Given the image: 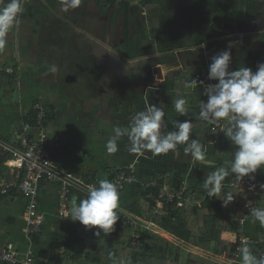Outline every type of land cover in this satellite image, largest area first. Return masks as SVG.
<instances>
[{
    "label": "trees",
    "instance_id": "1",
    "mask_svg": "<svg viewBox=\"0 0 264 264\" xmlns=\"http://www.w3.org/2000/svg\"><path fill=\"white\" fill-rule=\"evenodd\" d=\"M95 3L98 7L118 6L123 14L124 35L122 42L114 49L120 56L127 60L149 55H169L171 62H176L175 53L185 50H200L202 45L221 37L232 35L226 40L227 47L232 44V50H237L232 56V70L242 67L252 68L256 71L257 65L264 62V27H258L246 34H239L236 23L242 26H251L257 18L264 17V0H79ZM36 5L32 0L24 2L20 19L31 24L37 22L38 17L43 16V10L53 7ZM48 10V11H49ZM154 10V11H153ZM142 11L148 14L146 25L141 20L135 23L133 33L129 32L130 16ZM49 16H53L52 13ZM57 19V17H56ZM58 23L62 21L58 18ZM78 27L77 24H75ZM205 27V32L202 33ZM147 27V32H146ZM226 28V29H225ZM230 28L229 31H227ZM65 35L70 34L65 30ZM258 37V52L252 49V37ZM150 42L153 43L149 47ZM147 47L151 50L147 51ZM160 64V59L158 60ZM207 68L194 64H184L183 68L173 75L165 77L154 93L157 102L164 106L166 132L174 131V122L190 120L192 123L191 138H196L207 149L203 161H187L185 168L177 172L171 171L155 174L153 179L159 187L168 184L175 185L185 179L188 172L191 192L196 200L186 203L183 208L172 210V205L160 203L154 206L147 198L148 193L158 192V189L141 188L135 185L134 196L136 199L128 205L121 207L130 213L146 218L153 213V207L157 208V214L151 216V220L161 230L172 235L184 245H190L203 250L209 249L213 244V253L230 257L236 252L239 245L237 229L240 220L245 216L251 217V212L243 211L247 200L246 195L236 188L229 187L231 182H240L252 176L249 174L243 179H238L235 174H229L223 181L221 193L218 196L208 197L203 188V182L207 176L217 168L230 167V161L234 157L236 146L224 135L212 131L213 123L198 119L200 103L207 100L201 87H186L196 77L207 75ZM15 76V75H14ZM13 77V76H11ZM152 95V92H148ZM187 100L188 112L180 115L175 111L173 101L178 98ZM45 125L53 119L48 112ZM37 111L33 108L24 118V122L34 125ZM227 127L229 122L224 120ZM186 145H178L175 152L153 155L157 161L179 157L180 161L190 158L191 154L184 153ZM184 177V178H183ZM264 181V176H260ZM152 180V179H151ZM87 182L96 180L87 178ZM149 181V180H148ZM50 184L43 180L40 185ZM54 189L55 186L53 185ZM231 195L233 200L225 206L222 202ZM21 196L17 188L11 189L8 194L0 192V200L5 197ZM255 207L264 208V198L259 193L254 198ZM120 204V201H119ZM120 207V206H119ZM119 219L114 225V231L109 234L96 236L97 228H87L79 224L72 229L68 245L62 252L49 256L45 262L37 261L35 264H216L206 258L192 253H185L180 246L175 245L157 235L143 229H135L129 225L118 212ZM245 217V218H246ZM44 227V226H43ZM42 227V232H43ZM257 243L252 251L258 259L264 257V226L257 228ZM40 233L32 238L37 244L42 237ZM134 235H138L140 246L132 247L130 242Z\"/></svg>",
    "mask_w": 264,
    "mask_h": 264
},
{
    "label": "crops",
    "instance_id": "2",
    "mask_svg": "<svg viewBox=\"0 0 264 264\" xmlns=\"http://www.w3.org/2000/svg\"><path fill=\"white\" fill-rule=\"evenodd\" d=\"M28 1L22 0V6L24 2ZM32 1L39 6L45 5L50 1L53 7L51 10L53 17L59 18L62 23H58L56 19L55 25L57 28H60L59 31L57 28L49 27L42 17H38L37 22L31 24L26 20H21L19 15V20L21 21L20 27L17 28V26H14L10 30L7 38L8 43L5 49L0 51V67L11 66L19 68L15 76L0 78V184L5 181H14L15 179L16 173L9 170L4 164L7 158V153L4 148L16 144L14 139L15 134L21 129L24 118L35 107L48 109L52 113L53 119L47 125L49 135L54 136L59 141L60 138H67L68 145L66 148H64V143L60 141L61 148L57 153V161L61 166L67 168L76 176L85 180L87 178H92L96 181L104 180L109 178L113 171L125 166L131 167L142 182L153 179L155 174L164 173L168 175L171 171L181 174L180 170L185 168L186 162L177 159L179 158L177 155L173 159L157 161L154 156L149 157L150 151L144 154L130 152L128 149L130 147V141L127 136H121L117 139L118 150L115 153H110V156L105 157L104 150L98 151L95 148L94 151V147L98 141L107 146V142L114 135V129L116 127H128L131 117L137 112L145 110L147 105L155 104L164 110V106L157 102L154 95L161 82L158 85H152V80H155L153 75L149 76L147 74L144 77V80H148L147 82L151 84L145 92L133 86L131 83V79L137 77L135 74L139 72L138 70L132 71L134 68L129 67V65L137 63L143 57H152V55L147 54V56H142L134 60H127L114 50V47L118 46L123 40V14L121 12L119 13L122 25L119 34L111 27L113 25L117 26V24L113 23L110 17L108 22L105 23L106 25L104 24L107 28L103 29L104 32L100 33V35L98 34L99 37H97V34L92 35L88 32L89 28H96L95 19H91V23L89 24L88 22L87 24L88 26L80 27L76 22L78 21L77 19L66 16L64 8L67 5V0ZM7 2L9 0H0V7H3ZM86 3L89 2L79 1L76 7L78 8L80 6L81 8V5H86ZM115 7L117 9L111 10V8ZM68 8L73 11L75 7ZM103 8L110 9L115 14L118 12V6ZM144 12L146 11H142L139 14H143ZM72 14L74 13L72 12ZM131 16L136 15L131 14ZM145 16V20H147V12ZM129 22V32L133 33L135 30V22H131V20ZM62 24L66 28L59 27ZM250 25L247 31H252L255 29L253 27H256L255 23ZM240 26H242L240 23H236L237 30ZM205 27L202 33L205 32ZM65 30L71 33L65 35ZM238 33L240 34L239 31ZM230 37L232 35L223 36L204 45L206 48L216 41H219L220 45L218 49L213 50V52H207L202 47L200 50H185L182 53H175L176 62H171L169 55L163 56L160 54V64L157 62L153 66H161L164 79L168 75L177 73L178 70L183 68L184 64H187L188 60L190 61L188 64H196L195 66L197 67L203 66L208 70L211 57L227 48L226 40ZM148 42L149 45L152 44L150 40ZM16 44L18 46L17 49H15ZM97 45L105 48L102 63L97 60L95 50ZM81 48L83 49L82 51ZM231 52H237V50H232ZM78 55L81 57V61L83 60V62L87 63L83 65V68L78 63L80 62L77 58ZM113 57L116 59L115 61H113ZM74 66H77L78 72H82L85 76L84 82L88 84L86 88L92 91L91 94L89 93V99L95 98L92 97L95 92L94 90H100V88L108 92L113 88L119 87L118 89L123 92L120 96L105 98V101L109 100L107 104L103 102L104 108H109L105 111L106 114L102 118L104 127L108 131L102 138L99 134L100 129H102L101 124L94 123L90 129L88 127L90 123L87 121L90 118L94 121L99 120L97 117H93V115L96 116V101L98 99H85L80 101L79 105L72 98V83H70L71 80L67 75L69 70L74 69ZM230 66V70H232V62ZM81 69L82 71H80ZM139 69L143 71L144 68ZM146 70V73H148L147 68ZM119 90L116 91L115 95L120 93ZM124 92L126 98L121 97ZM148 92H152V95H148ZM78 105L79 107H77ZM78 118L81 122L75 124L74 120ZM52 128L55 129L56 135L51 133ZM164 131L166 132V128ZM70 146L79 148L81 156L84 157L83 160L79 156L74 157L71 154L74 151ZM124 147H127L128 151ZM59 153L60 156L62 155V159L60 156L58 158ZM116 154H119L121 158L117 157ZM253 175L257 177L264 176V168L258 169ZM184 177L189 180L188 172H186ZM134 187H129L120 194V207L130 204L136 199V196H134ZM81 199L83 198L79 195L73 194L70 202L72 204V201L76 200L78 203ZM54 202L58 207V197L53 185H40L37 214L43 219L44 227L41 239L37 244H34V253L38 259L37 261L40 262H45L49 256L62 252L65 246L68 245L72 229L81 224L78 221L74 222L70 218H65V215L59 216L54 210ZM24 205L25 199L22 196H8L0 200L1 243L12 242L19 247L23 245L21 229L23 227L22 213ZM260 225L258 221H254L252 216L245 218L243 234L250 240V243L247 245L251 251H253L257 243L256 230ZM213 247V244H211L209 249L203 250L187 245V253H192L214 261L221 256L213 253ZM237 262L238 264H242L241 253L238 255Z\"/></svg>",
    "mask_w": 264,
    "mask_h": 264
},
{
    "label": "clouds",
    "instance_id": "3",
    "mask_svg": "<svg viewBox=\"0 0 264 264\" xmlns=\"http://www.w3.org/2000/svg\"><path fill=\"white\" fill-rule=\"evenodd\" d=\"M79 0H67V7L74 8ZM22 12V0H9L0 7V51L8 43L10 30L19 25V15ZM232 44L213 55L208 65V81L215 83L204 85V96L207 100L200 103L198 119L209 123L228 121L230 126L223 132L236 146L230 167L217 168L210 173L203 182V188L208 197L221 193L223 181L229 174H235L243 179L249 174L264 168V62L257 65L256 71L242 67L230 70L232 60ZM196 79L186 84L191 87L197 84ZM174 108L180 115L188 112L187 100L183 97L173 101ZM174 131L165 132V112L155 104L147 105L145 110L137 112L131 117L128 127H116L113 137L107 142V152L118 150L117 139L127 136L130 141L129 151L144 154H167L175 152L178 145L184 144V153L191 154L196 161H203L207 149L196 138H191L192 123L190 120L176 121ZM264 187V185H262ZM120 192L116 184L110 180H101L99 185L91 187L85 199L78 203L72 201L70 211L65 218L78 221L87 228H97L96 236L113 232L119 216ZM233 197L229 194L222 202L227 206ZM251 216L264 226V208L254 207ZM242 264H264V257L257 258L250 247L244 244L241 249Z\"/></svg>",
    "mask_w": 264,
    "mask_h": 264
},
{
    "label": "built area",
    "instance_id": "4",
    "mask_svg": "<svg viewBox=\"0 0 264 264\" xmlns=\"http://www.w3.org/2000/svg\"><path fill=\"white\" fill-rule=\"evenodd\" d=\"M18 70V67H0V78L14 76ZM207 76L208 74L203 77H196L198 83L193 85V87H201L204 90V85L200 84L199 81H204L205 84L215 83V81H208ZM35 109L37 114L34 125L24 122L21 125V129L14 136L16 144L4 148L7 153L4 164L9 170L15 172L16 175L14 181H5L0 184V192L6 195L11 189L17 188L20 195L25 199V205L22 213L23 227L21 229L23 245L19 247L12 242H0V264L36 263L32 238L40 234L43 227V219L37 214L40 184L43 180L50 182L56 188L59 216H63L69 212L68 203L73 194H77L85 199L90 188L98 186L101 181L87 182L58 163L59 141L48 134L47 125H45V119L49 111L48 109L39 107H35ZM226 128V123L219 121L213 123L211 130L217 131L219 135H222ZM106 180H110L116 184L120 194L127 188L137 184L141 188L158 189V192H150L147 195L148 200L154 206L165 203L172 205V210H177L183 208L186 203L196 200L195 195L191 192V185L187 178L175 185L165 184L159 187L156 180L152 179L142 182L131 167H123L113 171ZM262 185H264V181L252 175L243 181L231 182L229 187L236 188L246 195L247 200L243 211L249 213L255 207L254 198L256 195L260 193L264 198V187ZM152 209L153 213L148 214L146 218L136 216L121 207H118L117 212L136 230L143 229L180 246L179 244L182 243H178L172 235L164 232L152 222L151 216L158 212L156 207ZM245 217L240 220L237 229L239 245L236 252L230 257L221 256L217 260H214V263L238 264L237 260L241 247L244 244L250 243V240L243 234ZM130 244L132 247L140 246L141 241L139 236L134 235ZM180 247L184 249L182 246ZM185 249L187 250V247Z\"/></svg>",
    "mask_w": 264,
    "mask_h": 264
},
{
    "label": "rangeland",
    "instance_id": "5",
    "mask_svg": "<svg viewBox=\"0 0 264 264\" xmlns=\"http://www.w3.org/2000/svg\"><path fill=\"white\" fill-rule=\"evenodd\" d=\"M49 6L52 7V4L49 3ZM112 9H117V8L116 7L115 8H111V10ZM48 10L49 9H47V8L43 10V16H42V18H44L45 23L49 27L57 28L56 25H55L56 24V18H54L53 16H49V14H51V11L50 10L48 11ZM111 10L110 9H105L103 7H98V6H96L95 3H86V5L83 4V5H81V8H80V6L78 8L75 6V8H74L73 11L70 10L67 7V5L64 8V12L66 13V16H68L70 18L73 17L74 19H77L78 21H76V22L80 25V27L88 26L87 25L88 22L90 24L91 23V19H95L96 28L95 29L93 27L92 28H89L90 31L88 30V32H90V34H92V35L97 34V37H99L100 33L104 32L103 29H106L107 28L106 26H104V24L108 22V19L110 17L112 18V22L115 23V24H117V26H114L113 25L111 27L114 28V30H115V32L117 34H119V31H121L122 25H121V20H120L121 16L119 15L120 11L118 10V12L115 14L114 11L112 12ZM72 12L74 14H72ZM145 13L146 12H144L143 14H138L136 16H131V19H130L131 22H135L136 23L137 20H141L143 22V24L146 25V20H145L146 19V16H145ZM255 22H256V27H253V28L257 29L260 26H261V28L264 27V17L257 18ZM20 23H21V21H20ZM20 23H19V25H17V28L20 27ZM62 25L59 26V27L66 28V26L64 24H62ZM57 29L59 30L60 28H57ZM146 29H147V27H146ZM227 29H228L227 31L230 30V28H227ZM247 30H248V26H240V28H238V31L241 34H246V33L250 32V31H247ZM61 31H63V30L61 29ZM219 45H220V42L219 41H216L211 46L206 47V48L204 47L203 50L206 49L207 52H209V51L210 52H213V50L218 49ZM148 46L150 47L151 44L148 45ZM17 47L18 46L16 44L15 49H17ZM149 47H147V51L146 52H150L151 51L149 49ZM115 48H116V46L114 47V49ZM75 49H77V48H75ZM90 49H91V47H90ZM82 50L83 49L81 48V51ZM95 50H96V53H97V60L102 63L103 60H104L103 54H104L105 48H102L99 45H97V47H96ZM234 53L235 52H232V56L234 55ZM159 57H161V55L157 53V55H154L152 57L151 56H147L145 58L143 57L137 63H132L131 65H129V67L134 68V69H132V71L138 70V72H139L138 74H135L137 77H134V79H131V83L133 84V86L138 87L140 90L142 89L144 92L146 91V89H147L148 86H151V84H149V82H147L148 80H144V77L147 74L149 76L152 75L151 74V67L154 64H157L158 60L160 59ZM77 58L80 61L78 63L80 64L81 68H83V65H85L87 63L86 62H83V60L81 61V57L79 55L77 56ZM115 60L116 59L113 57V61H115ZM188 62L190 63L189 60L187 61V64H188ZM139 68H142V69L144 68V69H143V71H141ZM146 68L148 69V73H146V71H147ZM80 71H82V69ZM142 72H144V74H142ZM67 77L70 78V80H71L70 83H72V89H71V93L72 94L71 95H72V98L74 99V102L79 103L80 101H83L85 99H89V96H90L89 93L91 94L92 91H90L88 88H86V86L88 84L84 82L85 81V76L82 74V72H78L77 66H74V69L68 71ZM97 81H98V79H97ZM152 82H153L152 85H158V83H159L158 81H156L154 79L152 80ZM118 88H113V89L109 90L108 92H105V90L102 89V88H100V90L99 89H96V90H94L95 91L94 92V95H92V97H95V98L89 99V100H94V99H98L99 100V102H98V100L96 101V104H97L96 116L93 115V117H97V119H99V120L101 119V120L100 121L99 120L94 121L92 118H90L87 121L90 123V125H88V127L90 129H91V127H93L94 123L99 124V125L101 124L102 129H100V133H99L101 135V138L104 137L107 134V132H108L107 129H106V127H104V122L102 121V118L105 116V114H106L105 111H107L109 107L104 108V105H103L104 103L103 102H106V104H107L109 102V100L108 101H105V98L108 99L110 97L120 96L121 93H123V92H121ZM117 90H119L120 93L118 95H115ZM121 97L126 98L125 92H124V94H122ZM91 102L93 103V101H91ZM79 105H80V103H79ZM79 105L77 107H79ZM76 110H75V112H76ZM72 114H74V113H72ZM74 122H75V124L76 123H80L81 120L78 118V119H75ZM47 131H48V129H47ZM51 133H53L54 135H56L55 134V129L52 128L51 129ZM66 140H67V138L66 139L60 138V141L62 143H64V148H66L67 145H68V143H67L68 141H66ZM60 141H59V144H60V148H61ZM70 148H72V150L74 151L73 153H71V154L74 155V157L79 156L83 160L84 157L81 156V152H80L79 148H75V147H71V146H70ZM95 148H97L98 151L99 150H104V156L105 157L108 156V155L110 156V153L107 152L106 146L103 145L102 143H100L99 141L96 143V145L94 147V151H95ZM124 149H126V151H128L129 148L127 149V147H124ZM82 151H84V150L82 149ZM100 154H102V153H100ZM59 156H60V153L58 154V158H59ZM116 156L121 158V156L119 154H116ZM100 157H101V155H100ZM60 158L62 159V155L60 156ZM192 159H193L192 157H190V158L187 157L185 159V162L187 163V161H189V160L191 161ZM186 163H185V165H186ZM109 170H111V169H109ZM144 181H146V180H144ZM55 202H56V197H55ZM55 202H54V210H55L56 213H58V207L56 206V203ZM37 207H39V204H38ZM68 208L70 210V208H71V202L68 203ZM178 243H179V241H178ZM179 245L182 246L184 249H185V247H187L184 244H179ZM185 253H187V250L185 251Z\"/></svg>",
    "mask_w": 264,
    "mask_h": 264
},
{
    "label": "water",
    "instance_id": "6",
    "mask_svg": "<svg viewBox=\"0 0 264 264\" xmlns=\"http://www.w3.org/2000/svg\"><path fill=\"white\" fill-rule=\"evenodd\" d=\"M252 49L254 53L258 52V37L257 36L252 37ZM151 73L154 76L156 81L158 82L164 81V74H163V71L160 65L153 66L151 69Z\"/></svg>",
    "mask_w": 264,
    "mask_h": 264
}]
</instances>
